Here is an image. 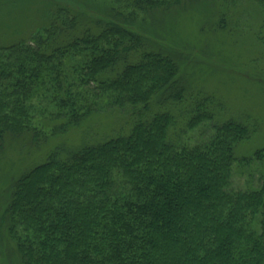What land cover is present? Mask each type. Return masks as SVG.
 I'll use <instances>...</instances> for the list:
<instances>
[{
  "label": "trees",
  "instance_id": "16d2710c",
  "mask_svg": "<svg viewBox=\"0 0 264 264\" xmlns=\"http://www.w3.org/2000/svg\"><path fill=\"white\" fill-rule=\"evenodd\" d=\"M208 1L221 23L251 5L264 30V0H110L92 18L53 7L48 26L0 46V146L48 150L2 210L16 264H264V150L238 159L246 123L218 119L184 61L147 42L145 16ZM255 161L259 185L241 171Z\"/></svg>",
  "mask_w": 264,
  "mask_h": 264
},
{
  "label": "rangeland",
  "instance_id": "374dc122",
  "mask_svg": "<svg viewBox=\"0 0 264 264\" xmlns=\"http://www.w3.org/2000/svg\"><path fill=\"white\" fill-rule=\"evenodd\" d=\"M110 3V0H0V46L28 40L37 30L48 26L53 7L72 9V14L86 12L92 18L107 13ZM214 5L211 1L185 2L170 11L145 16L147 42L151 48H160L184 61L191 88L212 93L216 98L221 108L215 111L218 119L246 123L250 137L236 147L235 156L250 159L256 151L264 150V30H259L250 18L251 5L238 7V12L247 10L248 17L236 20L238 12L233 11L232 16L224 18V23L217 17ZM99 118L102 124H95L98 128L91 132L100 139L107 135L106 127L113 119L104 115ZM192 140H198L195 134ZM39 144L34 146L27 137L22 141L9 138L0 146V264L17 263L2 231L1 215L13 182L21 173L43 162L48 150L46 145ZM259 164L260 161H255L241 166L244 167L241 171L251 172L252 168L253 185L260 183L259 169L255 167ZM248 171L235 175V188L246 185Z\"/></svg>",
  "mask_w": 264,
  "mask_h": 264
}]
</instances>
